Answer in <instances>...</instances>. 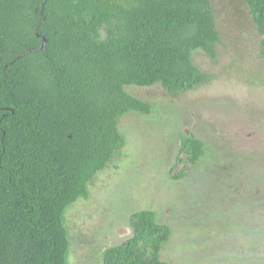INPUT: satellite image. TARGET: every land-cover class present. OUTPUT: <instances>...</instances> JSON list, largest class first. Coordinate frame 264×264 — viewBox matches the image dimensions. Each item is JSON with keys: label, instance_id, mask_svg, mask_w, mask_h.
<instances>
[{"label": "trees", "instance_id": "1", "mask_svg": "<svg viewBox=\"0 0 264 264\" xmlns=\"http://www.w3.org/2000/svg\"><path fill=\"white\" fill-rule=\"evenodd\" d=\"M245 2L264 35V0ZM219 42L211 0H0V264H68L67 211L125 145L120 118L151 112L127 88L206 84L194 53ZM204 154L183 136L173 177ZM130 223L100 264H170V226L147 209Z\"/></svg>", "mask_w": 264, "mask_h": 264}, {"label": "rangeland", "instance_id": "2", "mask_svg": "<svg viewBox=\"0 0 264 264\" xmlns=\"http://www.w3.org/2000/svg\"><path fill=\"white\" fill-rule=\"evenodd\" d=\"M211 3L217 56L194 53L211 80L178 96L161 84L127 88L151 112L120 118L125 145L67 211L68 264H100L143 209L171 228L161 251L170 264H264V35L245 0ZM190 135L205 154L177 179L180 143Z\"/></svg>", "mask_w": 264, "mask_h": 264}]
</instances>
